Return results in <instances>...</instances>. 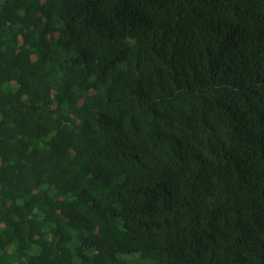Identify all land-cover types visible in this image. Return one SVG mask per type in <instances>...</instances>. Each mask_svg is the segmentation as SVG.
<instances>
[{"label":"trees","instance_id":"16d2710c","mask_svg":"<svg viewBox=\"0 0 264 264\" xmlns=\"http://www.w3.org/2000/svg\"><path fill=\"white\" fill-rule=\"evenodd\" d=\"M264 264V0H0V264Z\"/></svg>","mask_w":264,"mask_h":264},{"label":"rangeland","instance_id":"374dc122","mask_svg":"<svg viewBox=\"0 0 264 264\" xmlns=\"http://www.w3.org/2000/svg\"><path fill=\"white\" fill-rule=\"evenodd\" d=\"M123 257L127 264H152L151 261L142 259L137 254H125Z\"/></svg>","mask_w":264,"mask_h":264}]
</instances>
